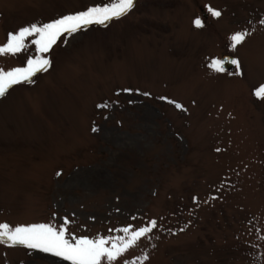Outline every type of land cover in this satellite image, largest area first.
Here are the masks:
<instances>
[{"label": "rangeland", "instance_id": "1", "mask_svg": "<svg viewBox=\"0 0 264 264\" xmlns=\"http://www.w3.org/2000/svg\"><path fill=\"white\" fill-rule=\"evenodd\" d=\"M114 2L0 0V46ZM38 38L0 54L5 71L51 61L0 97V224L63 225L111 248L156 220L101 264H264V0H135L49 52ZM225 54L236 69L212 68ZM0 264L71 261L5 239Z\"/></svg>", "mask_w": 264, "mask_h": 264}, {"label": "snow or ice", "instance_id": "2", "mask_svg": "<svg viewBox=\"0 0 264 264\" xmlns=\"http://www.w3.org/2000/svg\"><path fill=\"white\" fill-rule=\"evenodd\" d=\"M135 6V0H116L110 5L90 6L84 11L65 15L56 20L44 23L40 26L32 24L31 26L23 27L16 34H9V40L6 44L0 46V54L20 52L24 48V38L38 34V39L34 41L39 46L40 52H49L57 40L74 36L78 32L84 30L92 24H105L106 22L119 18L130 12ZM212 15L219 17L220 11H212ZM196 26L200 27L201 21H195ZM246 33L237 32L232 36L235 42L232 47L240 44L245 40ZM233 65H238L236 59H232ZM51 61L46 58L29 59L27 67H17L11 70L0 69V97L5 96L12 86L19 85L24 82L31 81L32 78L39 72L44 71L50 66ZM211 67L217 71H225L221 60H213ZM125 92L132 91L124 89ZM264 92V87L261 88ZM260 93L258 92L257 95ZM145 96L150 95L144 93ZM165 100L167 97H160ZM175 104V107L182 108L180 103L170 101ZM97 107L107 108L108 103L97 105ZM97 129H93L96 131ZM59 175V173H57ZM195 199V198H194ZM150 227H141L138 231H132L130 238L125 241L121 237L118 241H113L112 247L108 248L105 245L108 241L105 238L89 239L80 237L73 239L71 233L62 225L59 229L49 224H32L28 226L10 227L8 224H0V242L7 239L13 245H23L27 248L48 253L60 257L66 261H71V264H101L102 259H107L111 262L127 250V248L136 243V241L146 233L157 227V221L149 222ZM125 233H129V227L123 229ZM67 233V235H66ZM120 244L121 246H118Z\"/></svg>", "mask_w": 264, "mask_h": 264}, {"label": "water", "instance_id": "3", "mask_svg": "<svg viewBox=\"0 0 264 264\" xmlns=\"http://www.w3.org/2000/svg\"><path fill=\"white\" fill-rule=\"evenodd\" d=\"M232 59H236V58L234 56L228 55V54H225L222 56L221 61H222V65H223L224 69L230 70V71H233L236 69L237 65H233L231 63Z\"/></svg>", "mask_w": 264, "mask_h": 264}]
</instances>
